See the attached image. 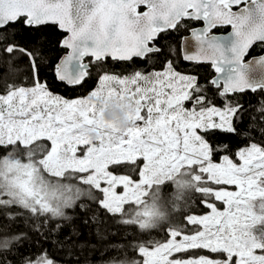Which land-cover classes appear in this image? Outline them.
<instances>
[{
  "label": "snow or ice",
  "instance_id": "1",
  "mask_svg": "<svg viewBox=\"0 0 264 264\" xmlns=\"http://www.w3.org/2000/svg\"><path fill=\"white\" fill-rule=\"evenodd\" d=\"M51 28L70 50L56 81L79 88L97 74L86 96L65 98L42 78ZM184 29L179 55L163 46ZM254 47L264 49V0H0V230L25 216L66 221L86 200L134 232L168 237L134 236L139 259L112 245L106 264H264V100L250 111L240 99L264 93V55L245 60ZM109 60L133 67L116 74ZM113 109L124 126L107 119ZM193 199L207 211L196 214ZM24 239L0 235V264H60L47 249L20 252Z\"/></svg>",
  "mask_w": 264,
  "mask_h": 264
},
{
  "label": "trees",
  "instance_id": "2",
  "mask_svg": "<svg viewBox=\"0 0 264 264\" xmlns=\"http://www.w3.org/2000/svg\"><path fill=\"white\" fill-rule=\"evenodd\" d=\"M217 31L225 32L224 29H218ZM187 34V29L178 33H171L163 42V46L167 47L171 45L177 50V55H179L180 42ZM64 35L66 34L55 28H51L49 31L42 34L44 61L41 76L48 81L53 92L68 99H75L77 97L86 96L88 92L96 86L97 74L93 71L85 85L79 88L66 87L62 83L56 81L53 74V66L58 63L60 58L67 52L65 48L61 47L59 42ZM22 43H26V41H22ZM14 63L23 66L25 58L21 57ZM139 63L140 62H138V64ZM178 64L180 70H184L188 67L187 63L182 60H180ZM132 67L133 65L128 62L111 60L107 62L108 70L116 74H127V72L131 71ZM152 68L159 70V61L148 66V70H152ZM5 70V65L0 63V74H3ZM199 71L202 76L214 74L205 71L203 67L200 68ZM23 75L24 73H19L15 77L9 76V80L18 82ZM240 99L242 103L251 106L250 111H254L259 106V102L264 100V93L260 90L255 93L246 91L240 94ZM223 138L222 136L218 137V139ZM230 142L233 148L244 146V140L240 137H233ZM37 143L47 144L49 142L38 141ZM33 147H35V145ZM81 187L84 186L81 185ZM161 188L162 196L165 198L174 190L168 183L162 185ZM81 202L85 203L87 206L84 209L77 207L75 209L66 210L70 217V219L66 221L49 220L47 223H44V218L34 220L25 216L12 222L6 232L0 230V235L22 232L25 234V239L20 244V252H36L41 248L47 249L48 254L54 260L59 261L60 264H106L108 258L114 254L111 246L120 244L125 245L130 259H139L135 252L127 248L128 242L132 241L134 236L139 240L152 239L164 241L168 238L163 229L155 230L147 234L134 232L131 226L117 223L115 217L106 214L104 210L97 208L95 204L86 200L78 201L77 203ZM192 209L196 214H203L207 211L199 207L195 199L192 200ZM179 215V213L175 214L173 219L178 220ZM93 217H95V219H93ZM85 220H87L88 223H84ZM57 223L61 225L59 228L56 227ZM36 227H39V232L35 231ZM69 237L70 239H68ZM9 259L18 261L19 254L14 253Z\"/></svg>",
  "mask_w": 264,
  "mask_h": 264
},
{
  "label": "flooded vegetation",
  "instance_id": "3",
  "mask_svg": "<svg viewBox=\"0 0 264 264\" xmlns=\"http://www.w3.org/2000/svg\"><path fill=\"white\" fill-rule=\"evenodd\" d=\"M192 26L193 27H202V24L196 23V24H193ZM218 29H224L225 32L217 31ZM218 29L214 30L216 34H219V33H227L229 31V28L228 27L227 28L220 27ZM189 34H190V31L188 30V34L187 35H189ZM187 35H185V36H187ZM262 54H264V49L259 48V47H254L250 51L249 56H247V58L245 60H248L251 57L259 56V55H262Z\"/></svg>",
  "mask_w": 264,
  "mask_h": 264
},
{
  "label": "clouds",
  "instance_id": "4",
  "mask_svg": "<svg viewBox=\"0 0 264 264\" xmlns=\"http://www.w3.org/2000/svg\"><path fill=\"white\" fill-rule=\"evenodd\" d=\"M109 119H119V122L122 126L126 124V121L124 120V113L118 110H113L109 112Z\"/></svg>",
  "mask_w": 264,
  "mask_h": 264
},
{
  "label": "water",
  "instance_id": "5",
  "mask_svg": "<svg viewBox=\"0 0 264 264\" xmlns=\"http://www.w3.org/2000/svg\"><path fill=\"white\" fill-rule=\"evenodd\" d=\"M229 28V31L227 32V33H219V34H217V35H220V36H225V35H228V33L231 31V28H230V26H225V27H222V28ZM187 36H190V34L189 35H187ZM67 50V52L62 56V57H64L65 55H67L68 54V52L70 51V50H68V49H66ZM262 55H264V54H262ZM259 56H261V55H259ZM259 56H254V57H259ZM61 57V58H62ZM60 58V59H61ZM247 58V56L245 57V59ZM90 58H85V63H87L88 62V60H89ZM250 59V58H249ZM59 62V61H58Z\"/></svg>",
  "mask_w": 264,
  "mask_h": 264
},
{
  "label": "rangeland",
  "instance_id": "6",
  "mask_svg": "<svg viewBox=\"0 0 264 264\" xmlns=\"http://www.w3.org/2000/svg\"><path fill=\"white\" fill-rule=\"evenodd\" d=\"M113 110H116V109H113ZM113 110H111V111H113ZM110 111V112H111ZM119 111V110H118ZM121 112V111H120ZM107 119H109V113H108V115H107ZM109 120H113V119H109ZM116 120H118L119 121V119H116Z\"/></svg>",
  "mask_w": 264,
  "mask_h": 264
}]
</instances>
